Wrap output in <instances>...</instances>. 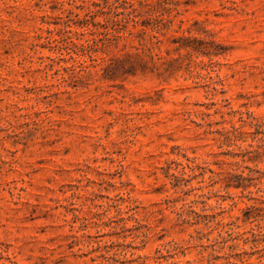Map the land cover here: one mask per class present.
<instances>
[{"label":"rangeland","instance_id":"374dc122","mask_svg":"<svg viewBox=\"0 0 264 264\" xmlns=\"http://www.w3.org/2000/svg\"><path fill=\"white\" fill-rule=\"evenodd\" d=\"M0 264H264V0H0Z\"/></svg>","mask_w":264,"mask_h":264},{"label":"trees","instance_id":"16d2710c","mask_svg":"<svg viewBox=\"0 0 264 264\" xmlns=\"http://www.w3.org/2000/svg\"><path fill=\"white\" fill-rule=\"evenodd\" d=\"M95 5L97 7H100V5L98 3H96ZM132 6H133V4H132ZM136 10H137L136 8H133V10L130 13H128V17L129 18H139V15L136 14ZM102 12H103L102 8L100 10H98V11H95V10L92 9L86 14L85 17L75 21L74 24H77L80 27H88V26L92 25L96 30H98V27H101L102 25H100L99 23H96L94 20L96 18V15L98 13L101 14ZM134 21L137 24H141L142 23V21H136L135 19H134ZM185 46H188V45H185ZM194 49H195V47H194ZM195 50H197V49H195Z\"/></svg>","mask_w":264,"mask_h":264}]
</instances>
